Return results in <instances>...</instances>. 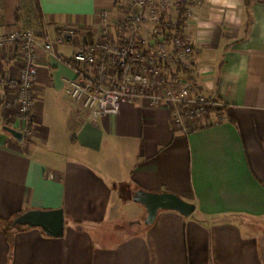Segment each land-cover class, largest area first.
I'll return each mask as SVG.
<instances>
[{"label":"crops","instance_id":"obj_1","mask_svg":"<svg viewBox=\"0 0 264 264\" xmlns=\"http://www.w3.org/2000/svg\"><path fill=\"white\" fill-rule=\"evenodd\" d=\"M121 1L36 0L37 11L34 0H0V37L77 33L41 61L29 134L14 103L17 46L0 47V264H264V232L244 224L264 221V0H188L191 80L221 103L188 130L147 99L93 119L69 97L67 61L84 42L116 36ZM139 191L174 193L195 211L160 212L108 243V225H146ZM54 209L62 236L12 224Z\"/></svg>","mask_w":264,"mask_h":264},{"label":"built area","instance_id":"obj_2","mask_svg":"<svg viewBox=\"0 0 264 264\" xmlns=\"http://www.w3.org/2000/svg\"><path fill=\"white\" fill-rule=\"evenodd\" d=\"M186 1L122 0L114 21L116 36L86 41L73 54L75 78L67 89L71 100L97 119L118 114L125 103L147 99L154 107L168 108L175 124L186 130L196 127L221 103L178 69L192 68L195 58L178 27L179 7ZM76 35L73 28L43 37L17 29L0 37V47L15 44L21 60L18 79L12 83L27 134L41 61L55 47L72 44Z\"/></svg>","mask_w":264,"mask_h":264},{"label":"water","instance_id":"obj_3","mask_svg":"<svg viewBox=\"0 0 264 264\" xmlns=\"http://www.w3.org/2000/svg\"><path fill=\"white\" fill-rule=\"evenodd\" d=\"M5 129L16 140H22L23 133L21 131L9 126H6ZM134 199L146 208L147 214L144 220L146 225L153 224L161 211H175L186 217L195 211L194 204L170 192L139 191ZM12 224L41 227L48 235L59 237L64 234V213L62 209L30 210L15 218Z\"/></svg>","mask_w":264,"mask_h":264},{"label":"rangeland","instance_id":"obj_4","mask_svg":"<svg viewBox=\"0 0 264 264\" xmlns=\"http://www.w3.org/2000/svg\"><path fill=\"white\" fill-rule=\"evenodd\" d=\"M27 2L29 3V6H30L32 3V0H27ZM114 28H115V30L118 31L117 24H115V23H114ZM117 31H116V33H118ZM213 111H215V109L211 110V112H213ZM207 116L201 120V122H200L201 124H202V122H205ZM128 208H130V207H128ZM128 208H125V211H127ZM161 212H163V211H161ZM244 224H245L246 228L250 227L251 229L256 230V233H263L264 232V221H261V222L246 221V222H244ZM125 226L126 225L123 226V224H121V225L117 224L116 226L114 224L108 225L107 226L108 228H106V231L111 232V235H110L111 239L109 237H107V238H109V239H107L109 241L108 243H111V240L114 241L121 236L123 237L124 235H127V234L129 235V233L130 234L131 233H140V232L144 231V229L146 227H148V225H142V226L137 227V228H130V227H127V226L125 227ZM119 229H125V230L123 232V231H119ZM121 233H122V235H121Z\"/></svg>","mask_w":264,"mask_h":264},{"label":"trees","instance_id":"obj_5","mask_svg":"<svg viewBox=\"0 0 264 264\" xmlns=\"http://www.w3.org/2000/svg\"><path fill=\"white\" fill-rule=\"evenodd\" d=\"M189 4V1L187 0L185 2V4L181 5L179 8H180V13H179V16H178V27H179V33L182 35L183 34V30L186 26V20H187V6ZM34 7L35 9L38 11V4L36 2V0H34ZM36 21L38 23V25L42 24V19L41 17L36 14ZM68 63L71 64V61H67ZM180 71H182L187 77L191 78V75H192V68H186V69H183L181 70L180 68H178Z\"/></svg>","mask_w":264,"mask_h":264},{"label":"clouds","instance_id":"obj_6","mask_svg":"<svg viewBox=\"0 0 264 264\" xmlns=\"http://www.w3.org/2000/svg\"><path fill=\"white\" fill-rule=\"evenodd\" d=\"M234 6V5H233Z\"/></svg>","mask_w":264,"mask_h":264}]
</instances>
